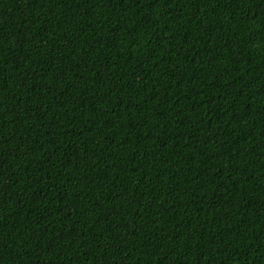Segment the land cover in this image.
<instances>
[{
    "label": "trees",
    "instance_id": "1",
    "mask_svg": "<svg viewBox=\"0 0 264 264\" xmlns=\"http://www.w3.org/2000/svg\"><path fill=\"white\" fill-rule=\"evenodd\" d=\"M0 264H264V0H0Z\"/></svg>",
    "mask_w": 264,
    "mask_h": 264
}]
</instances>
